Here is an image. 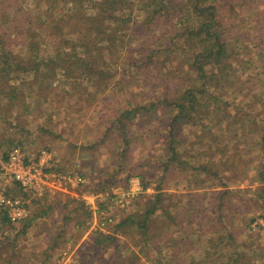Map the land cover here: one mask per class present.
I'll use <instances>...</instances> for the list:
<instances>
[{
    "label": "rangeland",
    "instance_id": "374dc122",
    "mask_svg": "<svg viewBox=\"0 0 264 264\" xmlns=\"http://www.w3.org/2000/svg\"><path fill=\"white\" fill-rule=\"evenodd\" d=\"M24 3L36 16V27L30 35L13 36L9 49L23 61L22 67L39 64L32 71L15 70L10 80L0 77V82H4L0 83V94H5L2 98L0 95V172L15 146L26 153L29 164L38 163L45 152L43 162L47 159L45 167L51 169L47 173L51 181H58L61 190L52 188L39 194L5 182L6 192L25 202L33 221L24 229L25 222H4L0 212V264H158L154 259L164 260L159 249H155L156 255L150 250L142 252L139 242L143 241L137 233H113L119 220L140 214L143 204L154 201L159 192H163L166 203L162 205L169 206V214L180 209L175 206L177 202L186 207L194 199L193 213H201L203 218L207 208L213 209V200L227 189L232 192L224 199L226 207L231 208L225 211L231 228L215 227L214 222L191 236L207 242L224 230L246 242L251 235L255 245L250 246V256L254 264H262L264 257L258 249L264 248V94L259 89L264 88V52L254 45H260L264 36V0L237 3L228 22L232 26L228 35L230 47L241 52L239 59L244 60L246 67L244 71L238 68L232 77L239 79L236 87H257L256 93L244 98L237 88L230 89L228 96L222 98L223 104L228 103L230 116L220 120L217 106L212 104L198 124L185 121L180 131L179 165L167 174L161 166L168 160L164 157V125L177 110L164 107V99H173L181 88L192 85L194 59L186 53L183 39L177 38L171 44V26L164 20L147 32V41L152 44L148 49L156 51L155 63L136 72L126 66L127 57L115 59L112 52L104 50L96 58L102 60L96 75L107 71L112 81L100 78L93 82L76 69L73 75L79 79L74 86V80H69L72 78L62 67L66 68L71 49L84 57L88 33L78 5L72 0ZM93 4L90 0L86 6L90 13L96 12ZM141 17L142 13L136 16ZM131 28V34L137 36L140 29ZM99 39L96 38L97 44L102 40ZM67 41L75 47H67ZM172 45L175 47L170 49ZM125 51L138 57V52H131L128 46ZM57 55L61 56L62 65L53 74ZM253 97L257 100H250ZM151 103L154 107L145 113L142 110L127 126V132H122L118 118L124 111ZM244 103L251 105L247 108L245 104L246 109L241 111L232 109L234 104L238 107ZM249 127L254 131L249 132ZM218 139H222L220 147L216 146ZM234 153L237 156L230 157ZM206 166L210 172L204 171ZM133 182L141 183V189L131 198ZM193 213L180 217L183 228L195 227ZM161 220L160 216L152 219L148 237L157 231ZM172 230L171 235L180 233L175 227ZM99 233H113L120 239L117 244L96 247ZM167 237L155 239L154 245L159 244L162 249ZM201 244L194 248L199 257L205 252L199 249ZM254 249L258 250L256 256Z\"/></svg>",
    "mask_w": 264,
    "mask_h": 264
},
{
    "label": "trees",
    "instance_id": "16d2710c",
    "mask_svg": "<svg viewBox=\"0 0 264 264\" xmlns=\"http://www.w3.org/2000/svg\"><path fill=\"white\" fill-rule=\"evenodd\" d=\"M35 1L42 4L57 0ZM72 1L78 5L79 11L84 15L85 25L87 26L86 34L88 33V41L84 43L86 47L84 57H79L75 49H71V55L67 61L68 64L64 65L66 68L62 67L66 74L72 78L69 80H74L72 83L74 86H76V81L79 79L73 75L76 69L82 70L87 76L86 78L88 80L92 79L93 82L100 78L105 81L113 78L107 71H100L99 76L96 75L99 72L98 66L102 61H97L96 58L104 50L112 52L115 59L117 57H127L125 60L127 62L126 66L136 72H139L140 69H143L147 65L155 63L157 59L154 52L156 51L148 49L152 44L147 41V36L154 26L162 23L164 20L166 24L171 26L170 31L172 30V34L174 35L170 38L171 44L175 43L177 38L183 39L182 43L186 44V53L192 55L194 59L191 63L192 68L190 73L192 85L181 88L182 90L173 99H164V107L174 108L173 112L177 110V113H172L168 117L164 125L167 130V149L164 157L168 158L167 161L161 163L164 174L170 173L171 169L179 165L181 149L180 131L185 121H194L195 124H198L202 115L207 116L208 109L212 104L213 106H217L215 111L218 112L220 120L230 116V111H227L228 103L223 104L222 99L228 96L230 89L237 88V92L244 98H247L252 92L256 93L257 87H247L246 85L236 87V82L239 79H233L234 77L232 76L238 72V68L240 70V67H242L244 71L246 67L244 60L239 59L241 52L234 51L230 47L228 36L232 29V26L228 24L231 11H235L237 3L243 5L244 2H248L250 4L253 0H92L94 4L91 6L96 10L95 13H90L88 12L90 10H86V6L89 5L90 0ZM140 13H142V17L136 18ZM67 16L71 18L70 14ZM35 27L36 16L33 15L32 11L28 10V5H25L24 0H0V57L4 59V62L0 63V77L3 80H10L9 76H12L13 72L17 69L22 68L24 72H27L37 68L39 63L37 64L36 62L22 67L23 61L18 60V57L9 49L10 43L14 39L13 36L30 35ZM131 27L137 30L140 29L137 36L133 35V32L131 34ZM93 36L94 39H92ZM99 37H101V41L103 42L100 41L97 44L96 38L100 40ZM135 43L138 45L134 46ZM66 46L69 48L75 47V45L72 46L70 41H67ZM127 46L130 47L131 52H138V57L130 55L128 51L124 52ZM174 47L172 45L170 49ZM254 47H260L264 52V36L260 39V45H254ZM54 62L52 72L56 74L57 67L60 68L62 65L61 56L57 55L54 57ZM249 62L251 63V61ZM1 66L3 67L1 68ZM2 73L5 75L1 76ZM259 92L264 94L263 86L259 89ZM0 95L1 98L5 96L3 93ZM256 98L253 97L250 100L256 101ZM245 104L247 108L251 105V103H244L236 107L237 104H234L232 109H238V111L244 110L246 109L244 107ZM152 107H154L153 103L148 107L141 106L133 110L124 111L122 116L118 118L122 132H127V126L134 123L133 121L137 118V114H140L142 110L145 113L146 109L149 110ZM235 119L237 120L239 117L236 116ZM250 131L253 132L254 130ZM126 139L127 135H124L125 143ZM262 142L264 143V136L262 137ZM221 143L222 139H218L216 146L220 147L219 144ZM221 152L223 153L224 150ZM237 154L234 153L230 157L237 156ZM208 164L210 163L208 162ZM50 170L46 169L48 172ZM204 171L210 172L211 169L206 166L204 167ZM140 178L145 184L144 176L140 175ZM144 189H147V185H144ZM160 190L161 186H158L157 191ZM231 193L227 189L215 198L213 200V209L208 210L209 208H207L204 211L207 214L202 218L201 213H197V215L193 213L194 199L190 200L186 207H182L177 202L175 206L180 209H177V212L172 215L169 214V206L163 207L162 205L166 203L163 192H159L154 196V201L148 200L143 204L140 214L126 215L123 219L119 220L113 233H116L117 236L121 231L126 235L133 232L137 233V237L143 241L142 244L139 242L142 252L150 250L153 252V255H156L155 249H159L164 260L154 259L153 262H158V264H254L250 256V246L252 248L255 245L254 242H251L253 237L250 235L247 238L249 240L244 242V240H239L242 237L238 239L233 233H225L224 231L229 230L232 226L231 223L227 222V215L225 214V211L231 210V208L226 207L224 203L225 197L231 195ZM190 213H193L195 218V227H190V222H188V227L190 228L185 229L183 228L185 227L183 221L179 219H183L180 217L189 215ZM2 214L3 221L10 223L8 216L4 212ZM157 216L163 217V220H161L157 231L148 237L151 221ZM32 221L33 219L29 215L23 221V223L25 222L24 229L28 228ZM214 222H217L215 227L220 225L224 229L217 237L207 240V242L202 241L203 239H193L192 233L201 232L204 225ZM172 227L179 230L180 233L175 234L177 237L171 235L174 232ZM113 233H99L95 241L96 247L112 243L117 244L120 238L116 237ZM164 237H167L165 239L167 242L163 244L162 249L159 248V244L154 245L155 239H163ZM201 242V248L199 249H205V252L199 257V253L194 248L198 247V244ZM225 242L226 244H224ZM258 250L261 251L264 257V248L260 246ZM258 250L254 249V256H256L255 253ZM262 264H264V259Z\"/></svg>",
    "mask_w": 264,
    "mask_h": 264
},
{
    "label": "built area",
    "instance_id": "2783aa9c",
    "mask_svg": "<svg viewBox=\"0 0 264 264\" xmlns=\"http://www.w3.org/2000/svg\"><path fill=\"white\" fill-rule=\"evenodd\" d=\"M46 156V153L43 152L41 158L38 159L39 162L36 161L38 163L29 164L26 153L20 147H14L7 161L2 165V171L0 172V212H4L14 225L22 223L29 217L30 213L24 201L17 200L7 194L4 187L5 182L17 183L20 187L40 192L39 194L45 190L52 191V188L60 189L58 181H51V175H48L46 171L47 167H45V164L48 161L46 159L43 162ZM55 178L58 177L55 176ZM78 181H81V179ZM133 184L130 194L131 198H134L141 189V183L133 182ZM65 259L68 258L66 257Z\"/></svg>",
    "mask_w": 264,
    "mask_h": 264
}]
</instances>
